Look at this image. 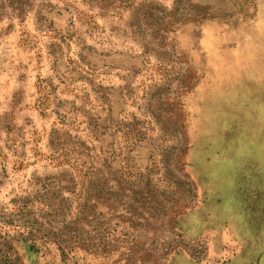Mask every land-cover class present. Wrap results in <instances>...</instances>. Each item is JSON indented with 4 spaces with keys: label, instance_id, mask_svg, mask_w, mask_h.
Masks as SVG:
<instances>
[{
    "label": "rangeland",
    "instance_id": "rangeland-1",
    "mask_svg": "<svg viewBox=\"0 0 264 264\" xmlns=\"http://www.w3.org/2000/svg\"><path fill=\"white\" fill-rule=\"evenodd\" d=\"M0 264H264V0H0Z\"/></svg>",
    "mask_w": 264,
    "mask_h": 264
}]
</instances>
